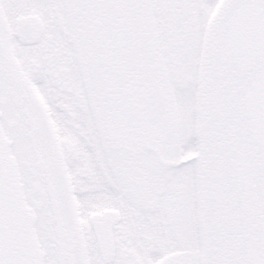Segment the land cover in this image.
I'll use <instances>...</instances> for the list:
<instances>
[{"label": "snow or ice", "instance_id": "6c2138e0", "mask_svg": "<svg viewBox=\"0 0 264 264\" xmlns=\"http://www.w3.org/2000/svg\"><path fill=\"white\" fill-rule=\"evenodd\" d=\"M0 264H264V0H0Z\"/></svg>", "mask_w": 264, "mask_h": 264}]
</instances>
